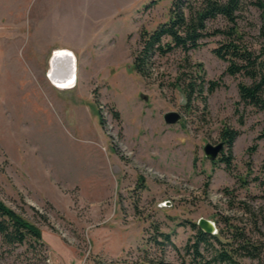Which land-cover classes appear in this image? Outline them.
Wrapping results in <instances>:
<instances>
[{"label": "rangeland", "instance_id": "1", "mask_svg": "<svg viewBox=\"0 0 264 264\" xmlns=\"http://www.w3.org/2000/svg\"><path fill=\"white\" fill-rule=\"evenodd\" d=\"M14 2L0 0V199L40 229L43 245L0 236V264H188L201 218L222 243L241 231L257 248L234 264H264V112L238 105L243 79L223 75L227 64L212 52L221 38L187 56L156 55L144 78L133 68L140 34L168 21L173 0ZM244 17L257 46L261 11ZM68 34L83 48L76 86L61 91L47 72ZM196 64L222 85L187 108L178 77ZM168 112L181 121L166 124ZM226 128L240 132L230 170L226 145L215 161L204 153ZM161 234L171 243L160 245ZM215 248L201 251L211 259Z\"/></svg>", "mask_w": 264, "mask_h": 264}, {"label": "trees", "instance_id": "2", "mask_svg": "<svg viewBox=\"0 0 264 264\" xmlns=\"http://www.w3.org/2000/svg\"><path fill=\"white\" fill-rule=\"evenodd\" d=\"M250 7L261 11L262 25L259 29L260 43L256 46L247 40L246 32L240 28V22ZM223 20L225 25L210 27L209 22ZM213 54L227 64L223 75L241 77L238 83L239 104L264 112V0H173L168 21L161 23L152 31L140 34V49L133 59L134 70L142 77L150 76V65L153 58L166 56L181 51L186 56L207 44V40L218 38ZM187 58V57H186ZM195 75V76H193ZM245 80V81H244ZM248 80L249 82H247ZM181 89L186 98V107L193 102L206 104L208 95L214 93L221 81L206 80L203 65L196 64L194 72H182L178 77ZM182 83V84H181ZM103 124V122H101ZM240 132L226 128L221 133V140L229 149V155L221 159L228 170L231 168L233 156L231 150ZM264 139V130L256 141ZM253 150L256 149L252 148ZM195 235L186 246L189 256L188 264H234L235 255L255 257L257 248L244 232L233 234L222 243L216 235H207L193 224ZM0 236L9 245L29 243L43 245L40 229L26 220L22 215L9 208L0 199ZM160 245L171 243L169 234H161ZM218 242L223 248L216 249L211 259L204 256L203 247H213ZM140 264H166L163 260L147 261ZM183 264L186 262L183 261Z\"/></svg>", "mask_w": 264, "mask_h": 264}, {"label": "bare ground", "instance_id": "3", "mask_svg": "<svg viewBox=\"0 0 264 264\" xmlns=\"http://www.w3.org/2000/svg\"><path fill=\"white\" fill-rule=\"evenodd\" d=\"M49 82L58 90L73 89L78 78V59L71 50L55 51L49 59Z\"/></svg>", "mask_w": 264, "mask_h": 264}, {"label": "water", "instance_id": "4", "mask_svg": "<svg viewBox=\"0 0 264 264\" xmlns=\"http://www.w3.org/2000/svg\"><path fill=\"white\" fill-rule=\"evenodd\" d=\"M182 119V115L178 112H168L164 115V121L166 124L175 125L180 122ZM224 143L221 142L218 145L207 144L204 147V153L207 158L212 161H215L221 153L224 151ZM198 227L207 235H216L217 234V226L214 222H211L207 219L201 218L198 223Z\"/></svg>", "mask_w": 264, "mask_h": 264}, {"label": "crops", "instance_id": "5", "mask_svg": "<svg viewBox=\"0 0 264 264\" xmlns=\"http://www.w3.org/2000/svg\"><path fill=\"white\" fill-rule=\"evenodd\" d=\"M13 2L14 1H16V2H18L19 0H12ZM25 1V3L24 4H26L29 0H23V2ZM15 3V2H14ZM25 8V7H24ZM14 8H12V10H13ZM20 8H19V6L17 7V10H19ZM22 10V8L18 11V12H15L14 11V14H13V16H14V18H16V19H18V21L21 19H23V16H24V10L23 11H21ZM69 27L70 26H73V24H71V25H68ZM68 26H66V27H61V29H67L68 28ZM22 29V28H21ZM69 31V30H68ZM69 35V34H68ZM68 35H66V36H68ZM69 36H71V37H67L68 39H70V40H67V41H70L71 42V45L70 44H63V45H57V44H54L55 46L52 48V45H50L48 48H52V54L55 52V51H58V50H71L73 53H75V55L77 56V55H79L82 51V49L81 48H83V46L81 47L80 46V49H79V45L82 43V39L78 36V35H69ZM75 43H80V44H78V46L77 45H75ZM50 48V49H51ZM51 54V55H52ZM51 57V56H50Z\"/></svg>", "mask_w": 264, "mask_h": 264}]
</instances>
